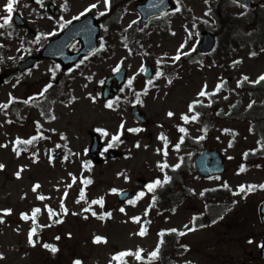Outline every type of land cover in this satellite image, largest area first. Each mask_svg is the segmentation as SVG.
<instances>
[{"label":"rangeland","instance_id":"374dc122","mask_svg":"<svg viewBox=\"0 0 264 264\" xmlns=\"http://www.w3.org/2000/svg\"><path fill=\"white\" fill-rule=\"evenodd\" d=\"M179 1L173 13L161 20L167 27L150 22L141 30L138 29L139 13L135 10V3L140 0L122 3L112 18L118 20V24L107 20L115 39L113 53L94 58L84 66L81 64L80 73L75 66L70 71L72 75L61 80V94L52 101L53 118L41 117L32 106L15 109L18 118L10 117L4 113L2 105L8 104L12 97L26 100L38 92L53 77L52 67L57 63L40 60L32 69L9 78L0 86V164L5 165L0 169V209H12L11 213L0 212L3 216L0 264H74L77 259L82 264H121L115 259L116 253L144 249L142 255L147 257L158 245L159 232L168 228L184 233L180 244L186 254L180 258V264H264L258 255L264 228L257 216V206L264 200V188L259 187L264 184V149L258 151V167L239 172L241 157L261 145L259 134L250 132L244 117L254 109L253 103L262 105L264 101L257 94L245 91L242 85L255 84L253 81L264 74V8L252 22L253 13L230 0ZM7 3L8 0H0V25L6 24L2 17L8 15ZM92 4L97 7L90 8ZM110 5L105 0H42V3L18 0L11 14V25L0 26V57L16 55L18 64L26 57V50L34 46L39 32L47 39L57 37L62 31L61 24L76 20L73 17H82L79 14L86 8L90 10L85 14L91 12L98 16L106 13ZM219 5L237 19L228 25L230 32L249 36L253 45L243 46L232 57L224 54L223 47L218 48L220 52L215 58L202 57L198 45L205 30L218 29ZM52 6L61 9V14L53 15ZM15 14L23 18L26 27L13 23ZM121 27L130 30L127 44L121 42ZM148 27L149 37L140 43L136 39L145 37L142 35ZM142 44L147 46L146 50ZM78 48L76 43L72 51ZM178 51L182 54L170 74L156 78V83L146 89L142 68L150 64L155 67L157 54L173 59ZM253 52L256 55H251ZM121 66L127 67L131 79L134 77L131 85L123 87L124 96L128 97L133 89L143 92V103L139 107L149 119L147 124H139L133 117L134 105L125 97L113 100L112 108H108V102L102 98L105 78ZM245 75L248 80L238 83ZM202 90L209 95H198ZM194 100L202 101L206 107L198 112L196 120L185 121L182 114L195 115L189 109ZM236 104L238 107L233 108ZM257 110L264 111V105ZM169 111L175 115L169 116ZM210 112L212 115L205 119L204 115ZM218 112L221 117L216 116ZM122 122L120 140L113 141V135L121 131ZM181 127L188 131L181 132ZM39 128L46 132L40 134ZM132 128L141 131L136 134L129 131ZM93 132H97L106 145L114 144L110 149L117 155L111 157L106 151L98 164L90 166ZM162 133L168 140L166 156L163 151L157 152V148L165 147V141L160 139ZM186 133L199 139L196 142L199 146L219 148L226 157V173L212 179L190 176L185 180L190 193L174 211L151 207L152 195L147 186L157 178L164 179L161 172L164 160L169 165L181 164L183 156L192 168L197 153L181 146V136ZM36 135L39 141L32 150L27 149L29 144H16L17 138L24 141ZM177 143H180L179 149L174 147ZM22 166L23 171L17 177ZM139 175L146 177L147 185L138 191L137 203L120 204L118 192L110 190L133 188ZM86 179L92 182L86 184ZM37 183L40 187L34 190ZM225 184L237 193L241 191L240 185L254 187L241 202L233 203L225 217L213 224L202 223L197 217L205 211L208 202L202 196L203 191ZM82 188L89 198L85 195V199H80ZM141 192L143 196L139 195ZM41 195L45 198L39 199ZM101 196L105 199L103 205L91 203ZM46 206H51L59 215L50 216ZM37 207L41 212L33 220L31 214ZM64 207L68 209L66 213ZM121 208L125 211L121 212ZM105 212H111V217L101 218ZM22 213H28L29 219H24ZM34 226L42 232L41 238L37 231L30 236ZM142 228L146 229L145 235L139 234ZM96 236H104L107 241L96 242ZM45 244H54L58 250L53 252ZM175 255L180 257L179 251L172 256ZM122 264L146 263L128 255Z\"/></svg>","mask_w":264,"mask_h":264},{"label":"water","instance_id":"95a60500","mask_svg":"<svg viewBox=\"0 0 264 264\" xmlns=\"http://www.w3.org/2000/svg\"><path fill=\"white\" fill-rule=\"evenodd\" d=\"M241 3H245L251 6L250 0H240ZM264 4V0H262ZM174 8V4L170 0H147L143 5L137 6V9L141 13L140 27H143L149 19L152 17L167 13L169 10ZM19 21V17H16ZM19 24H22L19 22ZM100 31L99 23L93 18L92 15H88L82 20L70 25L62 34L61 37L52 40L41 53V57H51L59 60L65 70L70 69L81 57L92 53L98 44V35ZM76 39L82 41V48L75 54L69 53V47ZM215 46V37L211 33H204L203 42L200 45V50L209 53ZM39 58H32L26 61L22 70L32 66ZM153 71L151 67L146 71V78H150ZM127 79V70L122 68L116 74L107 78L105 86L103 88V95L106 100L112 99L122 84ZM2 78H0V84ZM133 113L136 118L141 122H145L141 113L138 112L137 108L133 109ZM93 144L91 147V153L95 162L98 161V154L102 149V144L99 137L93 136ZM114 155V154H113ZM225 158L221 155L220 151L215 149H207L202 151L195 159V170L198 175L203 177H211L216 175H222L225 172ZM146 182L143 176H139L135 181L137 187H141ZM135 197L132 189H124L119 193V201L125 202L128 199ZM259 215L262 223L264 224V203L259 208ZM261 257L264 259V247H260Z\"/></svg>","mask_w":264,"mask_h":264},{"label":"snow or ice","instance_id":"6c2138e0","mask_svg":"<svg viewBox=\"0 0 264 264\" xmlns=\"http://www.w3.org/2000/svg\"><path fill=\"white\" fill-rule=\"evenodd\" d=\"M39 2L42 3V0H39ZM177 2H179V0H177ZM236 2L239 3L240 0H236ZM16 3H18V0H8V3L5 5V8H6V10H7L8 15L3 16L2 19H3V21H5L6 23H9V24L11 23V21H12V15H11V14L14 12V5H15ZM105 3H106V4H110V0H105ZM96 7H97L96 4H92V5H90V8H96ZM245 7H247V5H245ZM89 10H90L89 8H86V9L84 10V12H81L79 15H80V16H83V15H85V13L88 12ZM100 14L103 15V13H100ZM241 15H243V13H241ZM73 19H78V17H73ZM61 20H63V18H61ZM57 23L60 24L61 22H60V21H57ZM64 23H70V21H65ZM133 23H135V21H134ZM0 26H3V25H0ZM62 26H63V25L61 24V27H62ZM129 27H131V25H129ZM52 34H53V33H48L47 35H52ZM101 47H104V45H101ZM181 54H182V53H180V52L178 51V53H177V55L175 56L173 62H175L176 60H179ZM251 55H256V53L253 52V53H251ZM81 63H83V61H81ZM142 70H143V71H147L146 68H142ZM161 75H163V72H162V71H158V72H156V76H157V77H159V76H161ZM132 79H134V77H133ZM132 79H129V81H128V83H129L130 85L132 84ZM245 80H248V77H247L246 75L243 77L242 81H238V83H242V82L245 81ZM262 80H264V74H261V75L258 77V79H257L256 81H253V83H259V82L262 81ZM148 83H149V84H152V80L150 79V80L148 81ZM169 83H171V79L169 80ZM50 86H51V85H48V87H50ZM205 88H206V85H205ZM217 90H219V89L217 88ZM45 91H46V89H45ZM42 94H43V93H41V95H42ZM89 95H91V94H89ZM198 95H201V96H208L209 93H208L207 91L202 90ZM12 99L15 100L16 97H12ZM93 99H95V97H93ZM200 103H202V101H200V100H194V101H192V103L189 105V109H190V111H194V110H195V105L200 104ZM2 106H3V107H7L8 105H7V104H4V105H2ZM113 106H114V105H113V102H112V101H108V103H107V107H108V108H112ZM249 107H251V105H249ZM168 115H169V116H173V115H175V114H174L172 111H169V112H168ZM199 115H200V113H198V112H196L195 115H192V116H189L187 113H185V114H182V119L185 120V121H188V120H196V119L199 117ZM120 129H121V131H119V132H117L116 134L113 135V137H112L113 141H119V140H120V136L122 135V131H123V122H122L121 125H120ZM205 130H206V129H205ZM101 131H105V130L102 129ZM129 131H132V132H139V131H141V129H139V128H132V129H129ZM180 131H181V132H187L188 130H187L186 128H182V127H181V128H180ZM35 139H37V137H32L31 139L24 140V141H21L20 138H17L16 144H17V145H19V144H21V143L32 144L33 141H34ZM160 139L165 141V147H164L163 149L157 148V152H161V151H163L164 154H165V156H166V155H167V143H168L167 137L162 133L161 136H160ZM181 142H182V140H181ZM5 146H6V145H5ZM112 146H113L112 144H109V147H112ZM136 146L139 147V142H137V145H136ZM262 146H264V145H262ZM174 147H175L176 149H179V148H180V143L175 144ZM17 151L19 152V149H18V148H17ZM34 155H35V154H34ZM245 155H247V153H245ZM52 159H54V158H52ZM181 162H182V158H181ZM85 166H87V164H86ZM4 167H5L4 164H0V169H3ZM161 167H162V168H167V167L178 168V167H180V164L178 163V164H175V165H168L167 161L164 160V161L162 162V164H161ZM243 170H244V168L242 167V168H241V171H243ZM22 171H23V166L21 167V170L18 171V172L16 173L17 177H19V176L21 175V172H22ZM119 175H123V173H119ZM126 178H128V177H126ZM169 180H171V177L166 176V177H165V182H166V181H169ZM91 182H92L91 179H86V180H85V183H86V184H87V183H91ZM161 184H162V181H161L159 178H157L155 181H153L152 183L148 184L147 187H148V189L152 190V189H154L155 187H157V186H159V185H161ZM223 186H224V187H227L228 185L225 184V185H223ZM39 187H40V185H39V183H37L36 185H34V190H35L36 188H39ZM239 187H240V190H241V191H244L245 188H247V190L251 191V190L253 189L254 186L240 185ZM259 187L264 188V184L259 185ZM110 191L113 192V193H115V192H118V191H121V190H120V189H117V188H112ZM139 195H140V196H143V195H144V192H141ZM44 198H45V197H44L43 195L39 196V199H44ZM80 199H85L83 193L81 194ZM153 200H155V197H153ZM91 203H92V204L103 205V204L105 203V199H104L103 196H101V197H98L97 199L92 200ZM129 203H135V201L130 200ZM46 207H47V210H48L50 216H56V215H59L58 213L55 212L54 209L51 208V206H46ZM89 210H91V209H89ZM11 211H12V209H10V208H7V209H0V212H4V213H11ZM67 211H68L67 207H64V212L66 213ZM120 211H121V212H124L125 209H124V208H121ZM146 211H147V210H146ZM40 212H41V209H40L39 207L34 208L33 211H32V214H31V218H32L33 220H35L37 214L40 213ZM21 215L24 217V219H29V214H28V213H22ZM93 215H97V213L93 212ZM111 215H112L111 212H105V213H103V214L101 215V218L111 217ZM132 219H134V220H139L140 218H139V217H133ZM2 220H3V216H0V221H2ZM55 222H60V221H55ZM41 227H42V226H41ZM185 227H187V226H185ZM190 230H191V229H190ZM36 231H37V227L34 226V227L31 229V231H30V236H31V234L35 233ZM165 231L176 232V231H178V230H177V229H167V230H165ZM139 234H140V235H145V234H146V229L142 228ZM180 234L183 235L184 233H180ZM161 235H163V233H161ZM56 239H59V237H57ZM95 241H96V242H100V241H104V242H106V241H107V238L104 237V236H96V237H95ZM31 242H32L33 244L35 243V241H31ZM44 246H45L46 248H50L53 252H56V251L58 250V249H57V246L54 245V244H45ZM260 246H261V247H264V241L261 242ZM185 247H187V246H185ZM143 252H144V249H139V250L136 251V252H132V250H130V249H128V250H124V251H121V252L116 253V254H115V259L118 260V261H123V258H124V257H126V256H128V255H134L137 259H139V260H143V259H145L144 255H142ZM158 254H159V247H157L155 250H153L152 252L149 253V255H148V259L151 260V259L156 258V257H158ZM2 256H3V253H0V257H2ZM74 264H82V261L79 260V259H77V260L74 261Z\"/></svg>","mask_w":264,"mask_h":264},{"label":"trees","instance_id":"16d2710c","mask_svg":"<svg viewBox=\"0 0 264 264\" xmlns=\"http://www.w3.org/2000/svg\"><path fill=\"white\" fill-rule=\"evenodd\" d=\"M228 39V38H227ZM237 39V38H236ZM227 43L231 47L241 45L243 43L242 40H235L233 38H229ZM231 51V48H229ZM156 58L159 62V70H165V66L168 64V59L161 55H156ZM261 88V87H260ZM8 113H12L9 109L7 110ZM256 121L264 123V116L259 115L255 118ZM264 136V129L262 130L261 137ZM190 146L195 147L194 143H190ZM197 149V147H195ZM200 149V148H198ZM201 150V149H200ZM165 173L167 176L171 177V180L164 181L161 185L154 189L155 194V201L159 205H166L168 206L170 203L177 204L178 202H182V196H185L188 193V190L185 185V180L189 177V173L187 170L179 169L176 171H169L168 168H165ZM179 177V179H178ZM180 185V189L175 190V184ZM229 192H225L223 190H214L212 192H208L205 196L209 199V202L206 205V210L200 215L203 222L210 223L213 217H221L224 215L227 207H226V200L230 197ZM161 233V243L159 246V254L156 257V260L153 261L158 264H178L176 259L171 257L173 247H176L180 250V253L183 252L181 246L178 243L181 241L180 233L170 232L163 230Z\"/></svg>","mask_w":264,"mask_h":264},{"label":"flooded vegetation","instance_id":"af4514ba","mask_svg":"<svg viewBox=\"0 0 264 264\" xmlns=\"http://www.w3.org/2000/svg\"><path fill=\"white\" fill-rule=\"evenodd\" d=\"M254 2V4L256 5V0H252ZM259 1V0H258Z\"/></svg>","mask_w":264,"mask_h":264}]
</instances>
